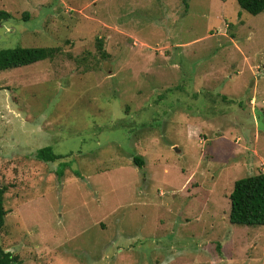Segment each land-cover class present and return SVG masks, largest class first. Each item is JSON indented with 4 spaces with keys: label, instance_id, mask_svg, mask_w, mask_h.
<instances>
[{
    "label": "rangeland",
    "instance_id": "374dc122",
    "mask_svg": "<svg viewBox=\"0 0 264 264\" xmlns=\"http://www.w3.org/2000/svg\"><path fill=\"white\" fill-rule=\"evenodd\" d=\"M0 10L12 16L0 50H59L0 72V247L16 264H264V226L228 220L234 182L264 172V11L236 0ZM44 147L61 158L32 159Z\"/></svg>",
    "mask_w": 264,
    "mask_h": 264
},
{
    "label": "trees",
    "instance_id": "16d2710c",
    "mask_svg": "<svg viewBox=\"0 0 264 264\" xmlns=\"http://www.w3.org/2000/svg\"><path fill=\"white\" fill-rule=\"evenodd\" d=\"M223 1V0H222ZM241 10L251 16L259 15L264 11V0H236ZM12 16L0 10V25L8 21ZM27 20V14L23 21ZM98 47L102 57H107V53L101 47V39ZM58 48L50 47H14L0 50V72L25 67L43 60L52 59L58 52ZM34 158H33V157ZM32 159L41 163L54 162L61 157L52 153L50 147L38 149ZM134 162L142 167V162L136 158ZM7 186H0V233L4 226V219L7 214L4 209V194ZM230 209L228 213L229 223L245 227L264 226V172L250 175L236 180L229 194ZM16 264L17 256L10 251L0 247V264Z\"/></svg>",
    "mask_w": 264,
    "mask_h": 264
},
{
    "label": "crops",
    "instance_id": "0c3cea01",
    "mask_svg": "<svg viewBox=\"0 0 264 264\" xmlns=\"http://www.w3.org/2000/svg\"><path fill=\"white\" fill-rule=\"evenodd\" d=\"M188 185H189V183H188Z\"/></svg>",
    "mask_w": 264,
    "mask_h": 264
},
{
    "label": "water",
    "instance_id": "95a60500",
    "mask_svg": "<svg viewBox=\"0 0 264 264\" xmlns=\"http://www.w3.org/2000/svg\"><path fill=\"white\" fill-rule=\"evenodd\" d=\"M176 150V149H175ZM177 151V150H176Z\"/></svg>",
    "mask_w": 264,
    "mask_h": 264
}]
</instances>
